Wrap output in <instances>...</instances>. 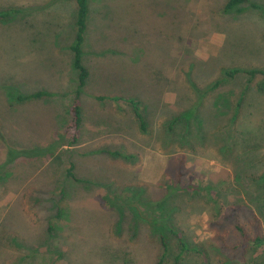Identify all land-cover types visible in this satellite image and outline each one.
Masks as SVG:
<instances>
[{
  "label": "rangeland",
  "instance_id": "obj_1",
  "mask_svg": "<svg viewBox=\"0 0 264 264\" xmlns=\"http://www.w3.org/2000/svg\"><path fill=\"white\" fill-rule=\"evenodd\" d=\"M226 1L185 0L182 10L169 9L163 0H122L121 7L115 0L92 1L100 14L89 22L84 62L91 75L80 97L88 104L94 101L89 94L119 97L106 98L109 113L97 111L93 117L98 124L106 119L108 128H126L131 139L141 137L147 152L134 159L128 142L125 148L118 142L119 155L82 162L91 166L85 170L77 161L81 156L84 161V149H68L78 145H69L65 131L77 91L69 49L75 4L0 0V9L32 12L25 20L0 22V164L14 141V122L23 151L38 155L10 168L22 181L0 185V264H157L163 253L158 235L135 215L147 216L150 208L154 215L164 214L159 219L187 246L181 251L179 239L168 233L170 251L163 264H173L179 255L180 264H264V246L246 242L264 236V193L258 183L264 172V81L257 77L244 88L246 71L264 70V0H248L243 13L225 15ZM116 10L122 15L115 18ZM163 28L176 29L182 41L167 40ZM129 29L136 34L127 51L122 38ZM232 69L240 73L205 94ZM37 92L47 95L23 102L10 96ZM244 93L240 117L231 126L229 109ZM130 97L139 102L149 133L154 128L165 134L160 153L151 134L140 133ZM220 98L219 103L226 101L221 114L213 107ZM83 102L82 107L91 106ZM198 103L195 138L169 137L167 122ZM49 146H58L51 159ZM41 150L45 154L39 158ZM70 169L74 179L66 174ZM172 193L173 201L164 204ZM60 201L68 220H53ZM49 222L55 226L51 234Z\"/></svg>",
  "mask_w": 264,
  "mask_h": 264
},
{
  "label": "trees",
  "instance_id": "obj_2",
  "mask_svg": "<svg viewBox=\"0 0 264 264\" xmlns=\"http://www.w3.org/2000/svg\"><path fill=\"white\" fill-rule=\"evenodd\" d=\"M71 1V0H69ZM75 4V23H74V37H73V42L71 43V45L69 46L70 52L72 54V67L76 72V88L77 91L74 95V100L73 103L69 109V115L71 116V119L69 121V123L66 125L65 131H66V135H68L69 137V145L73 146L77 143L78 141V136H79V129L81 126V107H80V93L82 91V89L85 87V85L88 83L89 79H90V71L89 68L86 66L85 62H84V45L86 42V36L87 33H89V28H90V24L92 23L95 13L97 15V17L99 16V12H95V10L92 8L91 3H93V0H72ZM106 1V0H104ZM109 1V0H108ZM117 1L118 4H116V7H121L120 2L122 0H115ZM124 1V0H123ZM154 1V0H152ZM161 1V0H160ZM168 6L169 9H173L179 5L180 6V10L184 9L185 7L183 6V3L185 0H163ZM188 1V0H186ZM248 0H227L222 8V13L223 14H241L245 11V8L243 7V5L247 2ZM250 7L254 10H258L259 8L254 4V3H250ZM34 12H37L36 8ZM114 10V9H113ZM30 10L24 9V8H19V7H7L4 9H0V22L3 23H9V22H16L19 20H25L28 18V13H30ZM176 15H178V13L175 11ZM32 14V12L29 14V16ZM117 14V15H116ZM116 14H115V18L117 16H121L122 14L117 13L116 10ZM111 20V19H110ZM91 21V23L89 24V22ZM178 23H181V21L179 20ZM89 24V25H88ZM159 27H161L162 25H158ZM163 27V26H162ZM166 27V26H164ZM107 29V28H105ZM119 29H121L119 27ZM163 32V36H165L167 38V40L171 41V40H177V41H182L183 36H179V37H175L177 35L178 32H176V29L174 33L166 30V29H162ZM126 32V35L122 38V44L125 46V48L127 49V51L129 50V44H131V39L133 38V35L136 34V31H131L129 29V31H124ZM160 32V30H159ZM175 38V39H174ZM106 40V37H105ZM104 41V40H103ZM104 46V45H101ZM107 53H113V54H121L123 55L125 52H118L116 50H107V52H105V50L103 51V54H107ZM133 56V55H132ZM133 60L134 62H138L139 59L135 58L133 56ZM240 73V70L238 69H232L229 71H224L223 73V78L220 81L215 82V84H213L212 86H210L207 90H205V94H208L210 92H213L215 89H217L220 84L224 81H229L232 80L236 75H238ZM245 74L247 75V81L245 84V90L249 89L250 86L249 84H251L253 82V80L255 78H260L264 81V70L261 69H252L249 71H246ZM263 87H264V83H263ZM192 88L197 91L196 86L192 85ZM46 93L43 92H37L28 96H24V95H20L17 94L16 96L14 95H10L12 98V102L17 100V101H27L30 99H39L42 98L44 96H46ZM245 93L243 95L240 96V98L233 104L232 109H229L230 112V116H229V121L231 123V126H234L237 122L238 119L240 117V113H241V108H242V101L244 99ZM220 97V95L218 96ZM106 98H111V100L115 101L120 99L119 97H109L106 95H98L96 96V99L99 101H104ZM220 99H215L213 102V107L217 110V112L219 114L221 113H225L222 112V108L224 107L223 104L226 103V101H224L223 103H219L218 101H220ZM127 101L132 105L133 108V113L134 116L137 120L138 123V128L139 130L143 133V134H147L149 132L148 129V121L145 118V116L143 115V112L141 113V110L139 108V102L133 98L130 97L129 99H127ZM201 104L198 103L195 106H192L188 109H186L185 111H183L181 114H178L176 116H173L168 122H167V128H166V132H168L169 137L170 136H174V137H178L181 140L187 141L188 139L191 138H195L194 136H196L195 131L199 130L197 129V108L198 106H200ZM226 110V109H225ZM227 111V110H226ZM204 127H202L203 129ZM180 129V131L178 130ZM177 130L179 131V134L177 132ZM198 133L200 132L197 131ZM10 145H12V143H10ZM9 144H7V149L5 150V160L3 161V163L0 164V182H6L8 180L9 177L12 176V171L10 170L9 166H12L15 161L17 159H33L35 157H38V155H36V152H31L29 150L26 151H17V150H13V147H11ZM59 145V143H58ZM13 146V145H12ZM61 146V145H60ZM49 146L46 149V154L49 155L50 159L53 158L55 156L56 153V149L58 148V146L53 149L50 150ZM14 152V158L11 157V153ZM25 152V153H24ZM9 153V154H8ZM45 154V150H41L39 152V158H42L41 156ZM41 155V156H40ZM115 155H119V154H115ZM67 176L71 177V178H75V176L72 173V170H67L66 172ZM258 183L259 185L262 187L260 190L264 193V172L261 174V176H259L258 178ZM65 192L62 193V195H64ZM174 193H172L171 195L166 197V201L163 199L164 204L165 203H169L172 202V197H173ZM116 199V201L118 200V196L114 197ZM111 200V198H108ZM261 200V199H260ZM129 202L128 200L126 201V203ZM264 203V201H263ZM151 211H149V215L145 216L144 213L141 214L138 211H135V215L136 217L140 218L143 220V222L148 223L151 227V231L155 234L158 235V238L160 240L161 243V247L163 250L162 256L160 257V260L157 264H163L164 259L166 258V256L169 254V246L167 244V234L171 233L172 236L175 235V237L177 239L180 238V236L178 234L173 233V229L170 227L169 223L166 220H162L159 219L161 218L163 215L159 216V215H154V212L152 211L153 209L150 208ZM59 219H67L68 220V213L66 208L64 207V203L62 201H60L59 203H57V208H56V212L54 214L53 220H59ZM146 219L150 220V221H146ZM51 222V221H50ZM49 222L48 227H47V232L49 234H51L54 230H55V226L53 224H51ZM60 229V227H59ZM241 236L243 237V239L245 238V235L243 234L242 230H240ZM246 242L249 244H251L252 246H254L255 248H259L264 246V236H255L254 239L250 242L247 241ZM179 245H180V250L183 251L186 249V245L185 243L182 241V239H179ZM173 264H180V255L179 256H175L173 259Z\"/></svg>",
  "mask_w": 264,
  "mask_h": 264
},
{
  "label": "crops",
  "instance_id": "obj_3",
  "mask_svg": "<svg viewBox=\"0 0 264 264\" xmlns=\"http://www.w3.org/2000/svg\"><path fill=\"white\" fill-rule=\"evenodd\" d=\"M92 4L93 3H91V5ZM86 86H87V84L85 85V87ZM87 96L93 98L94 101L89 103V104L84 103L82 98L80 97L82 121H81V126L79 129L78 141L75 145H73V146H76V145H78V146L74 147V148L68 147V149H70V150H72V149H75V150L84 149V151L82 152V154L85 155L84 161H82V156H81L80 160H77L80 163V166H79L80 168L85 169V170L91 169L90 165H82V162H84L85 164H89V163L93 162L95 164V163L100 161V159L97 157L98 155L100 156L103 154H107V155L111 156V153H113V155L118 154L117 153V151H118L117 145L119 146V143H121L122 147L125 148V146H126L125 144H126V142H128L130 149H133L132 151H134L133 152V158L134 159H136L137 154L141 155L143 152H147V149L144 147L143 142H141V140H142L141 137H139L137 139H131L132 133H130V131H129V134L127 136L126 128H118V127L108 128L109 124L106 122V119H101V122H100L101 124H98V122L95 120L93 115H95V113L97 111H98L99 115L100 114H102V115L108 114L109 112L107 110L105 111V108H104L107 104L105 106H103L105 101H97V99H95V96H98V95L89 94ZM106 96H109V95H106ZM109 99H111V98H109ZM81 101L83 102V104L91 105V106L84 108L81 105ZM110 110H111V107H110ZM112 110H113V112H116V111H118V108L116 110H115V108ZM109 115H112V114L110 113ZM112 116H115V118H116L115 114ZM125 119L127 120V118H125ZM20 127H21V123H20ZM17 128H18V125H17ZM15 130H16V122H14V141L12 142V145L14 146V148L17 151H21L25 147L18 144V142H17L18 134H16V136H15ZM17 131L18 130H16V132ZM49 132H46L47 136H48ZM140 133H141V131H140ZM150 134H151V138H153V141H155V143L157 145L155 152L160 153L159 143H160V140L162 139L161 143L164 144L165 134L163 132L160 133L159 129L157 130V129L152 128L151 133L148 132L147 134H144V135L150 136ZM25 138H27V136ZM112 141H113V143H112ZM150 142H151L150 140H147L146 144H151L152 142L151 143ZM49 143H50V141L46 142V146ZM156 157L158 159H160V156L158 154ZM4 160L5 159H3V161ZM3 161H2V163H3ZM20 161H22V159H17L12 166H9V168L14 167L15 165L20 166L21 163L19 165L17 164ZM76 164H78V163L76 162V160H74L71 167L75 168ZM95 167H96V165L92 166V168H95ZM21 168H22V166H21ZM94 175H97V174L95 173ZM21 177H22L21 173H18V172L14 173L12 171V176L9 177L6 182H0V185L7 184L10 181L16 182L17 180H21L20 179Z\"/></svg>",
  "mask_w": 264,
  "mask_h": 264
}]
</instances>
